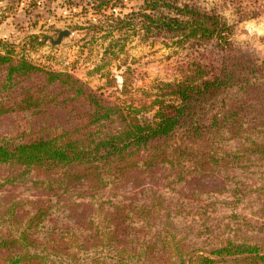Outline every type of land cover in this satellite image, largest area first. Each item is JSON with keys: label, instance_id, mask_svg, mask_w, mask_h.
<instances>
[{"label": "trees", "instance_id": "trees-1", "mask_svg": "<svg viewBox=\"0 0 264 264\" xmlns=\"http://www.w3.org/2000/svg\"><path fill=\"white\" fill-rule=\"evenodd\" d=\"M219 1L238 19L198 0H95L113 22L103 61L119 59L135 37L187 50L175 78L146 98L130 96V67L111 85L126 97L112 101L72 73L0 50V91H23L10 106L1 95L0 114L48 104L49 84L89 107L81 134L0 138V264H264L255 239L264 222L249 218L264 205L226 202L217 218L210 205L164 207L147 197L145 180L136 184L162 172L188 187L217 170L245 198L238 179L264 168V59L235 39L236 22L258 18L263 3ZM35 76L44 84L26 87ZM210 192L192 195L203 202Z\"/></svg>", "mask_w": 264, "mask_h": 264}, {"label": "rangeland", "instance_id": "rangeland-1", "mask_svg": "<svg viewBox=\"0 0 264 264\" xmlns=\"http://www.w3.org/2000/svg\"><path fill=\"white\" fill-rule=\"evenodd\" d=\"M198 1L203 6L221 5L219 0ZM94 3L95 0H0V24L12 15L11 21L16 30L8 39H0V50L12 49L15 57L23 55L41 67L72 73L88 87L101 91L112 101L126 97L111 85L116 77L121 86V74L128 67L132 69L128 76L134 83L131 97L146 98L148 93L158 91L157 87L162 81L175 78L180 63L187 57V50L167 47L160 42H143L139 37L128 42L119 59L103 61L104 48L109 42V39H104L103 31L112 28L113 22L108 15L112 14L113 9H107L108 17L101 16L96 13ZM261 3L263 13L258 18L236 22L235 39L242 47L264 59V0ZM220 10L232 21L238 19L233 6L220 7ZM64 29H69L71 34L53 45L50 39H56L59 31ZM4 73L0 71V89ZM43 84L42 77L36 76L24 82L26 87H32L33 90ZM64 89L58 84L46 85L43 93L47 96L45 99L50 101L48 104L32 110L15 108L0 114V138H52L66 131L77 134L86 131L87 103L80 97L74 99ZM22 92L17 87L10 91H0V96L5 97V104L10 106L22 99ZM257 170L250 176L238 179L237 185L242 187L246 199L244 196H234L235 181L217 170L203 174L188 187L173 183L169 185L170 180L160 176H165L162 172L157 175L140 174L141 181L136 184L145 180L147 197L154 196L164 207L210 205L215 211L213 215L221 218L219 211L226 202H235L233 204L239 207H251L252 203L264 205V168ZM197 190H211L203 196L210 197V200L201 202V198L195 199L192 193ZM13 193L22 195L19 191ZM259 215L262 217L250 215L249 218L255 223L264 222V206ZM255 239L264 248V236ZM215 243H220V239L216 238Z\"/></svg>", "mask_w": 264, "mask_h": 264}, {"label": "crops", "instance_id": "crops-1", "mask_svg": "<svg viewBox=\"0 0 264 264\" xmlns=\"http://www.w3.org/2000/svg\"><path fill=\"white\" fill-rule=\"evenodd\" d=\"M12 15L7 16L5 21L0 24V39H8L11 35L16 32L13 21H11ZM13 22V23H12Z\"/></svg>", "mask_w": 264, "mask_h": 264}, {"label": "water", "instance_id": "water-1", "mask_svg": "<svg viewBox=\"0 0 264 264\" xmlns=\"http://www.w3.org/2000/svg\"><path fill=\"white\" fill-rule=\"evenodd\" d=\"M71 34V31L69 29H64V30H61L59 31L56 39H53L51 38L50 39V42L53 44V45H57L58 43L61 42V40L64 38V37H67Z\"/></svg>", "mask_w": 264, "mask_h": 264}]
</instances>
